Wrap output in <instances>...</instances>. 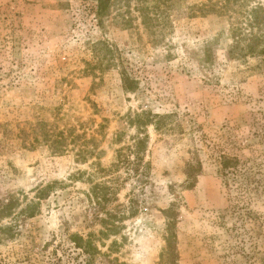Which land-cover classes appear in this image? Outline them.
Instances as JSON below:
<instances>
[{
    "label": "rangeland",
    "instance_id": "rangeland-1",
    "mask_svg": "<svg viewBox=\"0 0 264 264\" xmlns=\"http://www.w3.org/2000/svg\"><path fill=\"white\" fill-rule=\"evenodd\" d=\"M217 1L175 0L155 44L135 0L102 24L96 0H0V264H87L77 234L98 247L90 264H264V59L248 41L232 50L220 12L199 13ZM143 112L160 128L106 189L97 169Z\"/></svg>",
    "mask_w": 264,
    "mask_h": 264
},
{
    "label": "trees",
    "instance_id": "trees-1",
    "mask_svg": "<svg viewBox=\"0 0 264 264\" xmlns=\"http://www.w3.org/2000/svg\"><path fill=\"white\" fill-rule=\"evenodd\" d=\"M97 1V15L101 17V24L106 16H108L112 5L119 0H96ZM138 3V10L143 16V24L150 34L151 38L155 37L154 43L157 44L156 39V28L160 23V17L164 14L165 10L171 8L175 0H135ZM210 11H218L221 16L227 18L229 25L231 26L232 34L234 36L233 49H238L242 41H248L245 45L246 55L262 57L264 59V46L258 48V43L264 41V8L262 6H254L247 8L243 0H219L216 3L210 5L203 4L199 7V13L206 16ZM197 15V14H196ZM263 15V16H262ZM247 26L249 28H247ZM249 29V32H247ZM256 29V30H255ZM259 30V32H258ZM154 44V45H155ZM233 52V51H232ZM123 87L127 92H136L137 80L131 78L129 73L123 71ZM162 118V117H161ZM160 116L152 115L151 113H135L132 115L129 113L126 120L127 125L133 126L138 129L137 135L133 136L132 144L121 147L115 151V157L109 168H104L102 165L97 171L101 173L102 178L111 179L106 181L103 186L106 189L114 186L118 177H114L119 169L124 168L127 173H131L134 169L137 171L138 164L143 161V155L147 147V133L143 131L145 127L153 124L157 129L160 128ZM144 133L142 136L141 134ZM123 136L121 132L116 134V142H123ZM47 141L51 142V149L53 152H63L65 150L66 137L64 134H59L56 139H49L51 136L47 133L45 135ZM133 156V157H132ZM87 159L83 158L82 160ZM240 159L237 156L223 155L221 158V165L225 173L231 170L238 169ZM113 178V179H112ZM119 183V182H117ZM108 184H111L108 188ZM195 182L190 183L189 187H194ZM95 188L101 189V184L96 185ZM95 195L97 193L95 192ZM105 201L109 200L108 196H105ZM33 215V213L31 214ZM73 241L77 248H81L83 252L90 254V258L87 264H90L92 255L90 252H99L98 247L93 243L92 236L90 235L87 239H84L81 235H74Z\"/></svg>",
    "mask_w": 264,
    "mask_h": 264
}]
</instances>
